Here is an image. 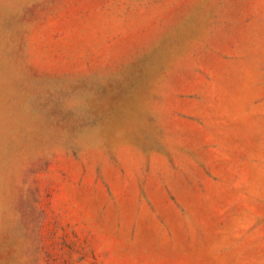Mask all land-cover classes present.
I'll use <instances>...</instances> for the list:
<instances>
[{
  "label": "rangeland",
  "instance_id": "obj_1",
  "mask_svg": "<svg viewBox=\"0 0 264 264\" xmlns=\"http://www.w3.org/2000/svg\"><path fill=\"white\" fill-rule=\"evenodd\" d=\"M0 264H264V0H0Z\"/></svg>",
  "mask_w": 264,
  "mask_h": 264
}]
</instances>
